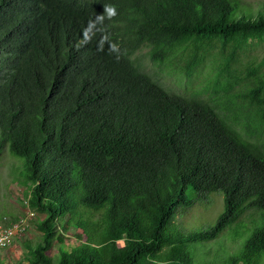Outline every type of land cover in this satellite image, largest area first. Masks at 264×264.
<instances>
[{"label": "trees", "instance_id": "16d2710c", "mask_svg": "<svg viewBox=\"0 0 264 264\" xmlns=\"http://www.w3.org/2000/svg\"><path fill=\"white\" fill-rule=\"evenodd\" d=\"M104 4L119 61L83 44ZM144 47L204 72L200 92L162 85ZM8 182L36 215L15 264H264V2L0 0V195Z\"/></svg>", "mask_w": 264, "mask_h": 264}, {"label": "rangeland", "instance_id": "374dc122", "mask_svg": "<svg viewBox=\"0 0 264 264\" xmlns=\"http://www.w3.org/2000/svg\"><path fill=\"white\" fill-rule=\"evenodd\" d=\"M246 1L254 3L255 8H257V5L264 2V0ZM146 50L147 48L144 47L139 53L142 59L143 67L167 89L182 94H190L193 91L197 93L200 92L201 88L199 87V81L202 79L204 72L195 74L192 77L179 76L176 75V73H168L165 69H162L157 64L151 63ZM201 94L207 95L205 92ZM8 173L9 172H7V169L3 170V178L5 180L10 178ZM3 185L0 195V211L6 215L8 224L15 222L16 219H20L19 222H21V226L16 231V233L11 236L9 242L6 245L0 247V258L9 264H15L16 260L20 258V243L22 242V239L28 238L32 236L34 232H36L33 226L34 216L36 215L28 205L25 187L23 185L13 182L6 183V186ZM207 203L206 208H202V211L205 212V215L202 217H198L201 213L199 210H192V214L197 215V219L200 221L215 215L216 211L219 210L222 205L221 199L218 195L211 196L210 202ZM226 233L233 234V232L230 230Z\"/></svg>", "mask_w": 264, "mask_h": 264}, {"label": "clouds", "instance_id": "9594fccd", "mask_svg": "<svg viewBox=\"0 0 264 264\" xmlns=\"http://www.w3.org/2000/svg\"><path fill=\"white\" fill-rule=\"evenodd\" d=\"M117 14V8L115 5L104 4L103 12L96 14L93 19L87 21L85 27L81 31V35L83 44H89L93 39H96L98 52L104 51L105 45H107L108 53L114 55L115 59L119 61L122 55L121 48L118 43L112 41L108 27L104 23L106 19L111 20Z\"/></svg>", "mask_w": 264, "mask_h": 264}, {"label": "built area", "instance_id": "2783aa9c", "mask_svg": "<svg viewBox=\"0 0 264 264\" xmlns=\"http://www.w3.org/2000/svg\"><path fill=\"white\" fill-rule=\"evenodd\" d=\"M20 226L21 222H16L9 228L0 229V246L6 245L9 242L11 236L16 233Z\"/></svg>", "mask_w": 264, "mask_h": 264}]
</instances>
